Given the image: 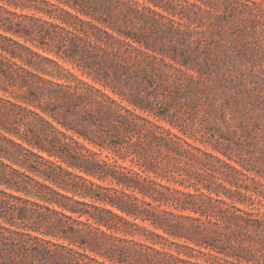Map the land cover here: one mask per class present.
<instances>
[{
  "label": "rangeland",
  "instance_id": "1",
  "mask_svg": "<svg viewBox=\"0 0 264 264\" xmlns=\"http://www.w3.org/2000/svg\"><path fill=\"white\" fill-rule=\"evenodd\" d=\"M136 1L65 62L108 98L58 117L181 206H163L169 232L83 227L84 264H264V0Z\"/></svg>",
  "mask_w": 264,
  "mask_h": 264
},
{
  "label": "trees",
  "instance_id": "2",
  "mask_svg": "<svg viewBox=\"0 0 264 264\" xmlns=\"http://www.w3.org/2000/svg\"><path fill=\"white\" fill-rule=\"evenodd\" d=\"M123 8L140 11L136 0H0V264H84L83 227L167 231L163 206H181L174 190L97 159L87 143H103L58 117L108 98L65 62L91 55L95 32L109 33L98 23Z\"/></svg>",
  "mask_w": 264,
  "mask_h": 264
}]
</instances>
